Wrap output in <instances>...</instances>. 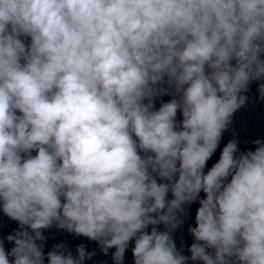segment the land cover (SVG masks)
<instances>
[{
    "label": "clouds",
    "instance_id": "9594fccd",
    "mask_svg": "<svg viewBox=\"0 0 264 264\" xmlns=\"http://www.w3.org/2000/svg\"><path fill=\"white\" fill-rule=\"evenodd\" d=\"M253 82L264 0H0V264L96 255L45 253L53 227L113 264H264V139L220 147Z\"/></svg>",
    "mask_w": 264,
    "mask_h": 264
}]
</instances>
